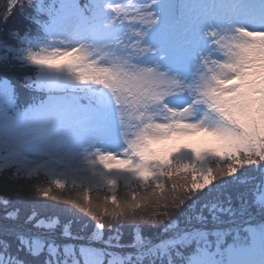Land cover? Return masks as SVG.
Masks as SVG:
<instances>
[{
	"label": "snow or ice",
	"instance_id": "1",
	"mask_svg": "<svg viewBox=\"0 0 264 264\" xmlns=\"http://www.w3.org/2000/svg\"><path fill=\"white\" fill-rule=\"evenodd\" d=\"M17 9L10 41L0 39V69H24V85L47 99L35 103L34 95L21 109L11 80L0 77V176L42 179L49 187L37 192L53 201L62 199L51 195L53 184L103 185L119 210H105L107 239L105 223L82 224L98 248L60 242L85 237L57 213L33 210L20 222V210H7L11 201L0 196V264H264V224L243 229L251 243L233 229L227 245V232L203 227L205 211L216 219L232 202L238 174L258 172L264 193V0H12L0 24ZM196 135L204 146L183 143ZM180 171L190 186L146 223L183 207L164 224V238L145 237L137 191L163 189ZM121 182L132 203L119 202ZM83 201L63 198L91 214L87 191ZM258 203L264 209V194Z\"/></svg>",
	"mask_w": 264,
	"mask_h": 264
},
{
	"label": "trees",
	"instance_id": "2",
	"mask_svg": "<svg viewBox=\"0 0 264 264\" xmlns=\"http://www.w3.org/2000/svg\"><path fill=\"white\" fill-rule=\"evenodd\" d=\"M82 3V6L89 4L92 0H78ZM12 0H0V18L6 14V9ZM25 13L33 11L30 7H25L23 9ZM19 21L18 9L14 10V14L8 19L7 25L0 24V39H8L9 29L15 28ZM35 34V29H33V35ZM35 69L32 68L28 74L34 75ZM24 69H18L16 73L5 74L2 69H0V77L7 75V78L11 80L16 92V102L21 109H26L33 103V96L35 95V103L41 101V96L43 99L46 97V93H40L34 89H30L24 85L23 81ZM238 181L235 184L229 185V191L233 194V200L231 203L225 204V211L218 212L216 214V219H213L207 211L204 212L206 221L203 225L205 230H221L228 233L225 236V245L232 243L233 237L235 236V231L233 229H240V234L242 236L248 237L249 243L251 242V235L243 231V229L248 228V224L258 226L260 228L264 224V209L258 203V198L262 193L260 188L259 173L249 170L248 172H242L238 174ZM224 179L231 180V177H224ZM187 180V186H190L191 176L184 171L174 173L171 178H165L163 189L153 188L145 191L144 188H140L137 191V200L134 202L140 207L136 208V217L144 226V236L151 238L152 240L164 238V224L167 223L168 219L177 215V211L182 205L177 206V211H173L171 216H163L159 223L155 226H151L150 221L153 217L159 216L161 213L166 211L164 207L165 204L171 206L172 197L174 195H180L185 189V181ZM243 182V183H242ZM177 185V190L173 192L172 184ZM48 183L44 182L42 179L40 181H24L14 182L7 178V176H0V196L9 198L11 203L7 206V210H12L13 208L20 210V222L23 221L24 217L30 214L33 210L39 212L40 214H59L62 221H72V232L74 234H79L81 237H85L83 240H63L62 243L69 244H88L91 243L93 246L102 247V242L89 241L88 237L91 236V229L82 228V224L85 222L89 225H94L97 220L105 223V234L104 239L108 238L107 224L109 223V215H105V210L108 214H112L119 209L112 205L111 200H105V197L109 195L107 188H99V190H76L72 191V185L68 184L65 189H57L53 184L51 186V195H61L62 199L53 201L50 197L45 198L37 192V188H48ZM85 191L88 192L89 201L87 202V207L91 209V214L82 211L80 208L75 207L72 204H65L63 198H68L69 196L77 200L80 203H84L83 196ZM118 199L120 203L125 202V197L127 196V202L132 203L130 195H128L127 190L124 188L123 183L118 186ZM239 193H243V199ZM188 201L186 200L185 203ZM227 209H231L228 211ZM5 205L0 203V225L6 223L5 217ZM129 214L131 215L132 209H129ZM93 216L96 219H93ZM186 217H181L177 220L178 225L183 226V221ZM197 227H201L200 224H196ZM131 241V235L128 230H125L123 243H128ZM188 248L191 251L195 250V245H190ZM127 251V249L125 250ZM185 255L190 254V251H185Z\"/></svg>",
	"mask_w": 264,
	"mask_h": 264
},
{
	"label": "rangeland",
	"instance_id": "3",
	"mask_svg": "<svg viewBox=\"0 0 264 264\" xmlns=\"http://www.w3.org/2000/svg\"><path fill=\"white\" fill-rule=\"evenodd\" d=\"M45 2H46V3H47V2H50V0H45ZM111 2L114 3V4H115V3H128L129 0H111ZM175 2H176L177 4H180V3H191V2H193V0H175ZM201 2L211 3V2H213V0H201ZM215 2H219V0H215ZM225 2H227V0H225ZM78 3H79L80 5H82V3H80L79 1H78ZM88 14L90 15V13H88ZM46 94H47V93H46ZM45 99H47V95H46ZM40 102H41V101H39L38 103H40ZM203 139H204V138H203L201 135L190 136V137H186V138L184 139L183 143H184V144H187L189 147H202V146H204L203 143H202ZM121 183H122V182H121ZM100 188H107V187L101 185ZM262 194H264V193H261L260 196H261ZM260 196H259V197H260ZM247 227H248V228L251 227V228H254V229H257V230L259 229V228H257L258 226H254V225H252V224H248ZM250 243H251V242H250ZM92 246H93V245H92ZM94 247H97V246H94ZM98 248H99V247H98Z\"/></svg>",
	"mask_w": 264,
	"mask_h": 264
}]
</instances>
